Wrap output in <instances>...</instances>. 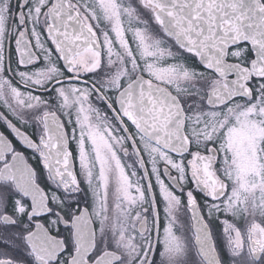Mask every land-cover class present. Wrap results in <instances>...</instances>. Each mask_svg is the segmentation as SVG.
<instances>
[{"label":"snow or ice","instance_id":"obj_1","mask_svg":"<svg viewBox=\"0 0 264 264\" xmlns=\"http://www.w3.org/2000/svg\"><path fill=\"white\" fill-rule=\"evenodd\" d=\"M0 264H264V0H0Z\"/></svg>","mask_w":264,"mask_h":264}]
</instances>
